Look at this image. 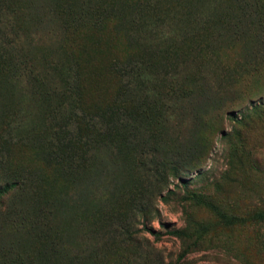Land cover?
Here are the masks:
<instances>
[{
  "label": "rangeland",
  "instance_id": "obj_1",
  "mask_svg": "<svg viewBox=\"0 0 264 264\" xmlns=\"http://www.w3.org/2000/svg\"><path fill=\"white\" fill-rule=\"evenodd\" d=\"M6 180L0 264H264V0H0Z\"/></svg>",
  "mask_w": 264,
  "mask_h": 264
},
{
  "label": "trees",
  "instance_id": "obj_2",
  "mask_svg": "<svg viewBox=\"0 0 264 264\" xmlns=\"http://www.w3.org/2000/svg\"><path fill=\"white\" fill-rule=\"evenodd\" d=\"M115 67V65H114ZM81 67L78 66L77 64L74 66L72 77L74 79V87L75 90L74 92L76 93L83 91V83L84 80L83 78L80 79V72H81ZM82 73V72H81ZM125 92V88L121 87L118 93L115 95V99L113 100V103L109 106L108 103H105L106 99L104 98L103 93L101 92V89L99 87H96V89L93 90V101H91L88 104H85L84 99H82V104L81 106V112L84 114V117H97L96 120L97 124L99 125V128L101 130H104L105 134H101L99 132L98 128H94L97 132L100 133V138L98 137L99 143L106 144L108 140L116 142L118 144V151H120V148H125L120 143V139L122 138V134L124 132V127L130 126V124L126 123L123 124L122 122V115H124L123 112H126L128 114L127 110V102L123 101V93ZM132 118V117H131ZM117 124L119 125V129L114 128V125ZM100 130V131H101ZM121 144V146H120ZM64 162V161H63ZM68 168L66 169L67 172L71 170V163H67ZM184 182V180H183ZM183 186L186 187V183H183ZM21 186L17 182L9 181L6 180L4 183L0 185V202L6 199L14 190H17ZM187 188V187H186ZM186 200H197L198 195L194 192H189L186 191ZM174 195V192H169L167 195H164L161 197V200L163 203H170L171 201V196ZM2 200V201H1ZM133 207H144L143 202H137L134 203ZM134 213H144L145 211L143 209H135L133 210ZM145 218V217H144ZM259 220H264V212L261 213L258 216ZM123 230V229H122ZM144 230L153 235L155 238H159V233H156L152 231L151 229L147 228L144 226ZM167 233L173 237L179 238V239H184L186 237L185 232L182 229H172L168 230ZM122 235H124L122 233ZM125 235H128V241H132V236L134 234H130L129 230L127 229V232ZM125 243V242H124ZM259 246H263V243H259ZM186 256V252L181 253L179 258H184Z\"/></svg>",
  "mask_w": 264,
  "mask_h": 264
}]
</instances>
